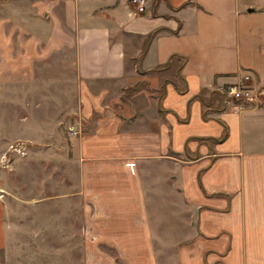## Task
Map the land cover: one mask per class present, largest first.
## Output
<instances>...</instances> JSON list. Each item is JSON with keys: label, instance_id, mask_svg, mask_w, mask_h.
<instances>
[{"label": "crops", "instance_id": "0c3cea01", "mask_svg": "<svg viewBox=\"0 0 264 264\" xmlns=\"http://www.w3.org/2000/svg\"><path fill=\"white\" fill-rule=\"evenodd\" d=\"M60 63L83 120L68 145L86 221L119 254L98 249L95 261L162 264L143 166L164 161L193 224L174 264H264V7L0 0V85L35 86ZM244 74L255 102L223 91ZM7 237L0 194V264Z\"/></svg>", "mask_w": 264, "mask_h": 264}, {"label": "rangeland", "instance_id": "374dc122", "mask_svg": "<svg viewBox=\"0 0 264 264\" xmlns=\"http://www.w3.org/2000/svg\"><path fill=\"white\" fill-rule=\"evenodd\" d=\"M253 1L264 7V0ZM60 66L43 70L42 82L35 86L0 85V194L7 202L8 220L1 252L5 264H100L94 260L100 256L98 249L119 256L117 247L98 239L100 224L86 221L90 213L83 210L80 173L68 145L69 132L76 128L78 134L83 120L76 107L73 67ZM169 163L143 166L162 264H174L178 245L191 237L193 228Z\"/></svg>", "mask_w": 264, "mask_h": 264}, {"label": "built area", "instance_id": "2783aa9c", "mask_svg": "<svg viewBox=\"0 0 264 264\" xmlns=\"http://www.w3.org/2000/svg\"><path fill=\"white\" fill-rule=\"evenodd\" d=\"M132 3L139 7H143L146 3V0H130ZM250 78V74H244L242 79L239 82L230 84L229 86L223 88V91L230 96L240 99H246L249 101H256L258 94H255L254 90L248 84V79ZM80 131V130H79ZM78 129H72L71 134H76Z\"/></svg>", "mask_w": 264, "mask_h": 264}, {"label": "trees", "instance_id": "16d2710c", "mask_svg": "<svg viewBox=\"0 0 264 264\" xmlns=\"http://www.w3.org/2000/svg\"><path fill=\"white\" fill-rule=\"evenodd\" d=\"M181 57V56H180ZM185 59L183 58V61H184ZM180 69H181V67H178V75H179V71H180ZM164 85V84H163ZM182 91L183 90H185L184 88H180ZM162 91H164V88H162ZM202 95L200 94V97H201ZM204 115L206 116V114H205V112H204ZM216 139V138H215Z\"/></svg>", "mask_w": 264, "mask_h": 264}, {"label": "water", "instance_id": "95a60500", "mask_svg": "<svg viewBox=\"0 0 264 264\" xmlns=\"http://www.w3.org/2000/svg\"><path fill=\"white\" fill-rule=\"evenodd\" d=\"M250 9H252V8H250Z\"/></svg>", "mask_w": 264, "mask_h": 264}]
</instances>
